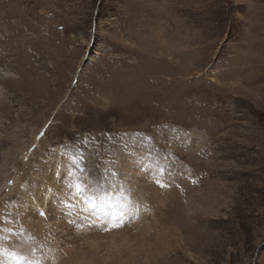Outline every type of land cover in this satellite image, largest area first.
<instances>
[{
  "label": "rangeland",
  "instance_id": "374dc122",
  "mask_svg": "<svg viewBox=\"0 0 264 264\" xmlns=\"http://www.w3.org/2000/svg\"><path fill=\"white\" fill-rule=\"evenodd\" d=\"M0 264H264V0H0Z\"/></svg>",
  "mask_w": 264,
  "mask_h": 264
},
{
  "label": "bare ground",
  "instance_id": "6f19581e",
  "mask_svg": "<svg viewBox=\"0 0 264 264\" xmlns=\"http://www.w3.org/2000/svg\"><path fill=\"white\" fill-rule=\"evenodd\" d=\"M129 168V167H128ZM137 177V176H136ZM142 182V181H141ZM145 182V181H144ZM66 186V185H65ZM142 190V189H141ZM147 190H149V189H147ZM146 190V191H147ZM152 191L154 190V189H151ZM133 193V192H132ZM137 193V192H136ZM139 193H141V191L139 192ZM152 193V192H151ZM154 193V196H155V200H157L161 205H165L166 204V199H165V197L163 196L164 195V193H162V194H158V193H156V192H153ZM73 194V193H72ZM135 194V193H134ZM138 194V193H137ZM136 194V195H137ZM141 196V195H140ZM139 196V197H140ZM143 196V195H142ZM74 197V196H73ZM77 197V196H76ZM131 198H132V196H131ZM144 198V197H143ZM73 203H74V206H72V205H70L71 207H68V206H66V204H68V202H66V204L65 203H63V200H64V198H60V203L58 204V203H56V202H53L54 203V205H55V207H61V208H64V209H66V208H69V209H72L73 208V210H75L76 211V213H79V212H84V213H86V212H90V213H92L93 214V217L91 216V218H95V216L96 215H98L99 217H100V214H99V210L97 211V210H95L94 208L95 207H97L96 205H92L91 207L88 205V204H84V203H82V201H79V199L77 200V199H75L74 201L71 199V198H69ZM133 199V198H132ZM67 200V199H66ZM65 200V201H66ZM136 201V200H135ZM49 203H51V202H49ZM52 203V204H53ZM133 203H136V202H134L133 201ZM139 204V203H138ZM133 206V205H132ZM166 206V205H165ZM108 207V206H107ZM52 208V207H51ZM110 208V207H109ZM119 208V207H118ZM116 209H117V207H115L114 209H113V212L114 211H116ZM182 209V208H181ZM184 209V208H183ZM182 209V210H183ZM96 211V212H95ZM181 211V210H180ZM179 211V212H180ZM184 211V210H183ZM56 212H58V211H56ZM110 212H112V211H110ZM118 212V211H117ZM102 213V212H101ZM103 215H108V217L107 216H104V219H107V220H110L111 221V219L109 218L110 216H111V218H112V220H114L113 222H119L120 223V220L117 218V217H113L114 215H112L111 213H107V214H104L103 213ZM150 215V214H149ZM33 216V215H32ZM35 218V217H34ZM97 218H95V220H96ZM51 220H53L54 221V223H51L52 221ZM50 221L51 222H47V223H50L51 224V227L52 226H59V227H61V230H60V232H61V234H63V235H66V236H70V235H73V236H77L78 237V233L77 232H73V231H70V227H66V221L64 222L62 219H57V216H55V217H53L52 219H50ZM118 223V224H119ZM149 225V224H148ZM147 228V227H146ZM58 229V228H57ZM149 230V229H148ZM117 231H120V230H117ZM56 233V232H55ZM121 233V232H120ZM93 234V233H92ZM89 234V235H85V236H87L85 239H84V241L82 242V244L83 245H87V246H89V247H92V246H96L97 247V245H96V243H97V241L98 240H100V239H103V238H114V236H119V235H117V233L115 234V235H111V234H107V235H102V236H100V235H97L96 233L95 234ZM119 234V233H118ZM50 235V234H49ZM80 236V235H79ZM82 236V235H81ZM76 237V238H77ZM137 237V236H136ZM165 238V237H164ZM87 239V240H86ZM163 239V238H162ZM110 240V239H109ZM143 240V239H142ZM161 240V239H160ZM144 241V240H143ZM79 243V242H78ZM161 243V242H160ZM105 245H107V242L106 241H104L103 242V244L100 246V247H102V246H105ZM146 247V246H145ZM94 248V247H93ZM143 248V247H142ZM97 249V248H96ZM143 250V249H142ZM146 252H147V250H146ZM82 253V252H81ZM159 258H161V257H159ZM69 261V260H68ZM86 262L88 261V260H85ZM66 262V261H65Z\"/></svg>",
  "mask_w": 264,
  "mask_h": 264
},
{
  "label": "water",
  "instance_id": "95a60500",
  "mask_svg": "<svg viewBox=\"0 0 264 264\" xmlns=\"http://www.w3.org/2000/svg\"><path fill=\"white\" fill-rule=\"evenodd\" d=\"M91 54V52L89 51V53H88V55L87 56H89ZM87 60H85V62H86Z\"/></svg>",
  "mask_w": 264,
  "mask_h": 264
},
{
  "label": "snow or ice",
  "instance_id": "6c2138e0",
  "mask_svg": "<svg viewBox=\"0 0 264 264\" xmlns=\"http://www.w3.org/2000/svg\"><path fill=\"white\" fill-rule=\"evenodd\" d=\"M73 162H75V161H73Z\"/></svg>",
  "mask_w": 264,
  "mask_h": 264
}]
</instances>
